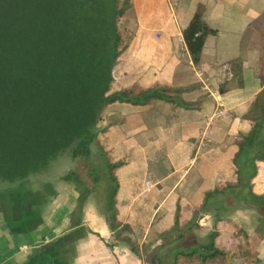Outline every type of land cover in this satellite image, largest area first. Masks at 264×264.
I'll return each instance as SVG.
<instances>
[{"label": "crops", "instance_id": "obj_1", "mask_svg": "<svg viewBox=\"0 0 264 264\" xmlns=\"http://www.w3.org/2000/svg\"><path fill=\"white\" fill-rule=\"evenodd\" d=\"M198 4L213 33L194 64L182 28ZM133 8L136 28L115 67L122 72L121 87L139 92L170 86L190 105L160 99L146 105L114 102L104 107L97 125L106 157L121 163L113 171L116 218L130 226L126 236L151 251L162 244L159 235L174 224L178 206L180 216L188 218L206 191L232 179V143L251 131L254 123L245 115L264 90V25H253L264 13V0H133ZM218 112L224 115L216 117ZM91 153L103 163L95 145ZM53 163L25 180H0V264H148L108 227V177L101 188L98 183L88 190L76 172L61 173ZM257 166L252 188L264 194V162ZM214 218L202 214L196 236L182 245L204 242ZM237 228L249 236L263 264V211L251 204L231 207L219 223L218 245L226 249Z\"/></svg>", "mask_w": 264, "mask_h": 264}, {"label": "trees", "instance_id": "obj_2", "mask_svg": "<svg viewBox=\"0 0 264 264\" xmlns=\"http://www.w3.org/2000/svg\"><path fill=\"white\" fill-rule=\"evenodd\" d=\"M132 7L133 0H0V180H25L69 150L73 160L82 161L83 182L94 191L101 180L91 156L95 145L108 171V227L133 254L144 256L148 264H231L235 259L258 264L243 229L237 228L226 249L217 241L219 223L235 205H254L263 211L264 219V194L252 188L257 162H264V90L245 115L254 123L251 131L232 143V179L206 191L202 204L188 218L180 216L178 206L174 224L159 235L158 248L148 251L145 244L140 248L126 236L132 233L130 226L116 218L118 182L113 171L121 163H112L99 144L102 110L114 102L146 105L152 99L190 106L178 97L180 90L170 86L157 84L135 92L115 83V67L127 47L119 21ZM203 12L198 4L182 28L194 64L200 61L207 35L213 33L202 19ZM262 24L264 13L253 25ZM236 64L237 59L232 61L233 67ZM204 213L215 217L205 241L182 245L196 236ZM176 242L173 249L161 253ZM167 255L170 263L165 261Z\"/></svg>", "mask_w": 264, "mask_h": 264}, {"label": "rangeland", "instance_id": "obj_3", "mask_svg": "<svg viewBox=\"0 0 264 264\" xmlns=\"http://www.w3.org/2000/svg\"><path fill=\"white\" fill-rule=\"evenodd\" d=\"M135 11L134 8L132 7L130 10H128V12L126 13V15L120 19L119 21V30L122 32L123 37H124V41L128 45L131 42L132 39V34H133V30L136 28V20L134 17H136L135 15ZM126 47V49H127ZM125 49V50H126ZM120 69L116 68V75H115V83L118 86V83L120 84V86H122L124 84V81L121 80V73L119 71ZM119 74V77H118ZM52 162H57V163H53L54 164H58V168L60 170V172H68V170L70 169L72 172H76L78 174V176L81 178V180L83 181L82 178V172L80 171V166L82 164L81 160H73L70 154V151L67 150L64 153H62L60 156L56 157L55 159H53L48 166L52 163ZM48 166L46 168H48ZM98 167H99V172L101 175V180L99 182V187L100 185H104V183L106 184V180H107V175H108V171L107 168L103 165V163H98ZM45 168V169H46ZM102 182V183H101ZM101 188V187H100ZM166 263H170V258L165 259ZM234 261V260H233ZM258 264H262V263H258ZM264 264V263H263Z\"/></svg>", "mask_w": 264, "mask_h": 264}, {"label": "built area", "instance_id": "obj_4", "mask_svg": "<svg viewBox=\"0 0 264 264\" xmlns=\"http://www.w3.org/2000/svg\"><path fill=\"white\" fill-rule=\"evenodd\" d=\"M214 115H215L216 117H217V116L222 117L224 114H223V112H218V113H216V114H214ZM207 138H208L207 133H206V132H203L201 139H202L204 145H206V143H207Z\"/></svg>", "mask_w": 264, "mask_h": 264}]
</instances>
